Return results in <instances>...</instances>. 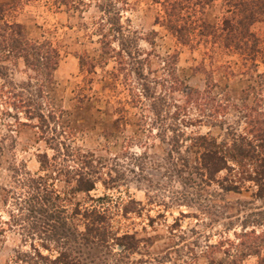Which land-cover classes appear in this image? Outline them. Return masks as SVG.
Listing matches in <instances>:
<instances>
[{
    "label": "rangeland",
    "instance_id": "1",
    "mask_svg": "<svg viewBox=\"0 0 264 264\" xmlns=\"http://www.w3.org/2000/svg\"><path fill=\"white\" fill-rule=\"evenodd\" d=\"M122 1L125 6L116 3L115 7L123 6L121 24L137 40L148 79L160 81V59L176 55L175 73L187 87L203 89L207 73L214 80V94L228 93L231 102L239 104L250 75L243 71L241 56L222 47L218 36L225 14L222 0H213L204 11L192 13L186 45L162 26L163 0ZM105 3L106 0H69L65 7L56 0H0L5 21L20 24L30 40H49L59 51L53 74L55 84L47 91L63 110L62 122L72 129L70 142L64 137L61 141L72 145L74 151L92 153L95 159H101V178L106 179L108 173L118 181L110 189H104L97 181L88 194L76 193L72 198L62 177H54L53 188L70 200L67 204L71 209L79 205L106 210L111 231L118 238L111 244L114 256L106 264H205L206 246L224 239L235 242L233 234L239 233L243 217L264 204L253 198L255 188L249 183L238 194L222 193L215 184L191 189L182 183L186 176L180 165L184 153L170 155L168 145L158 139L154 129L148 132L147 127L143 130L138 125L142 111L131 103L129 96L136 79L117 72L114 59L103 61L99 52L95 27L103 18L100 6ZM251 32L260 41L254 62L257 72L262 73L264 20L253 24ZM3 64L12 69L15 81L25 79L21 61H17L16 67L10 62ZM152 88L156 94L161 92L157 84ZM191 115L195 117L196 113ZM19 118L25 122L22 115ZM235 118L236 114L229 110L225 121L232 123ZM8 125L15 126L13 131ZM208 132L217 138L222 135L218 128L204 125L186 129L187 134ZM43 153L48 158L54 154L38 139L36 129L16 125L0 105V264H15V251L29 250L17 231L3 225L8 208L2 203V189L14 187L16 168L42 175L37 156ZM172 160L175 166L169 167ZM225 175L226 171H222L217 177ZM124 208L128 210L125 212ZM125 234L133 240H121ZM119 244L133 246L127 258ZM255 262V257H248L243 264Z\"/></svg>",
    "mask_w": 264,
    "mask_h": 264
},
{
    "label": "trees",
    "instance_id": "2",
    "mask_svg": "<svg viewBox=\"0 0 264 264\" xmlns=\"http://www.w3.org/2000/svg\"><path fill=\"white\" fill-rule=\"evenodd\" d=\"M212 1L163 0L161 24L180 44L186 45L192 13L204 11ZM56 2L69 5V0ZM116 3L126 5L122 0H106L100 6L103 18L96 23L95 32L103 61L114 59L117 72L136 79L138 87H132L129 96L131 103L142 111L138 125L143 130L147 127L148 132L154 129L158 139L168 145L170 155L184 153L180 165L181 171L186 172L182 183L187 188L215 184L222 193L238 194L249 183L255 188L253 198L264 204V72L256 70L254 58L260 41L251 32L253 24L264 20V0L221 1L225 12L218 33L222 47L236 51L244 73L250 75L239 104L232 103L228 93L214 94L215 83L207 73L203 89L187 87L175 73L176 55L160 59V81L148 79L137 40L121 24L123 6L118 9ZM59 59L58 49L49 40L28 39L20 24L5 21L0 13V105L16 125L36 129L38 139L54 153L50 158L45 153L37 156L42 175H31L24 168L13 170L14 187L2 189V203L8 208L3 225L17 231L29 246L28 251H15V264H106L114 256L111 244L118 239L111 231L106 210L79 205L71 209L67 204L70 200L53 188L54 179L62 177L72 198L76 193L88 194L97 181L104 189L118 184L108 173L106 179L101 178V159H95L92 153L74 151L72 145L61 141L64 137L70 142L72 129L62 122L63 110L47 91L54 87L53 74ZM17 61L23 64L22 81H15L12 69L3 64L10 62L16 67ZM154 84L160 87V93L153 92ZM229 110L236 114L232 123L225 121ZM192 112L195 117H191ZM201 125L218 128L222 135L217 138L209 132L186 133L187 128ZM13 127L8 125L10 131ZM169 165L175 166L173 160ZM222 171L226 175L217 177ZM239 227V233L233 234L235 242L224 239L206 246L205 264H243L248 257L256 258L254 264H264V207L246 214ZM120 239L133 240L127 234ZM119 245L127 258L133 246ZM216 253L221 256L215 257Z\"/></svg>",
    "mask_w": 264,
    "mask_h": 264
}]
</instances>
